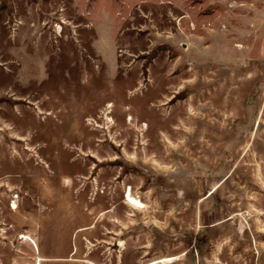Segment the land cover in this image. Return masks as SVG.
<instances>
[{"label": "rangeland", "instance_id": "1", "mask_svg": "<svg viewBox=\"0 0 264 264\" xmlns=\"http://www.w3.org/2000/svg\"><path fill=\"white\" fill-rule=\"evenodd\" d=\"M167 258L264 264V0H0V264Z\"/></svg>", "mask_w": 264, "mask_h": 264}, {"label": "bare ground", "instance_id": "2", "mask_svg": "<svg viewBox=\"0 0 264 264\" xmlns=\"http://www.w3.org/2000/svg\"><path fill=\"white\" fill-rule=\"evenodd\" d=\"M60 29V28H59ZM126 198H127V201L129 204L133 205V206H142V203L141 201H138L137 199H135L132 195H131V192L129 190V192L127 193L126 195ZM142 208V207H141ZM24 237V236H23ZM165 262L164 260H160V261H156V262H153V263H150V264H160V263H163Z\"/></svg>", "mask_w": 264, "mask_h": 264}, {"label": "crops", "instance_id": "3", "mask_svg": "<svg viewBox=\"0 0 264 264\" xmlns=\"http://www.w3.org/2000/svg\"><path fill=\"white\" fill-rule=\"evenodd\" d=\"M165 262H168V261H171L172 260V258H167V259H163ZM157 261H160V260H157ZM154 262H156V261H154ZM153 263V262H152ZM164 263V262H163ZM150 264V263H149ZM161 264V263H160Z\"/></svg>", "mask_w": 264, "mask_h": 264}]
</instances>
